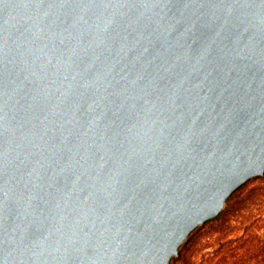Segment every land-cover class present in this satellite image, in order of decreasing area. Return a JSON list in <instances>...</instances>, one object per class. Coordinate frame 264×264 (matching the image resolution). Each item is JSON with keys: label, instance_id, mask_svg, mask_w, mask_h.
I'll return each mask as SVG.
<instances>
[{"label": "water", "instance_id": "obj_1", "mask_svg": "<svg viewBox=\"0 0 264 264\" xmlns=\"http://www.w3.org/2000/svg\"><path fill=\"white\" fill-rule=\"evenodd\" d=\"M264 176V0H0V264H171Z\"/></svg>", "mask_w": 264, "mask_h": 264}, {"label": "trees", "instance_id": "obj_2", "mask_svg": "<svg viewBox=\"0 0 264 264\" xmlns=\"http://www.w3.org/2000/svg\"><path fill=\"white\" fill-rule=\"evenodd\" d=\"M171 264H264V176L240 188L218 218L191 235Z\"/></svg>", "mask_w": 264, "mask_h": 264}, {"label": "rangeland", "instance_id": "obj_3", "mask_svg": "<svg viewBox=\"0 0 264 264\" xmlns=\"http://www.w3.org/2000/svg\"><path fill=\"white\" fill-rule=\"evenodd\" d=\"M198 235H200V233Z\"/></svg>", "mask_w": 264, "mask_h": 264}]
</instances>
